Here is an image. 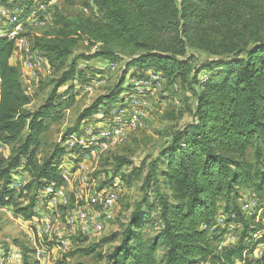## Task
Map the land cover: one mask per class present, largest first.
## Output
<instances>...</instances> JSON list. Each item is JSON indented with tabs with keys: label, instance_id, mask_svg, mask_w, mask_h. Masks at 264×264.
I'll return each mask as SVG.
<instances>
[{
	"label": "trees",
	"instance_id": "obj_1",
	"mask_svg": "<svg viewBox=\"0 0 264 264\" xmlns=\"http://www.w3.org/2000/svg\"><path fill=\"white\" fill-rule=\"evenodd\" d=\"M35 1L12 0L21 16ZM56 5L51 30L35 33L31 44L45 54L59 77L34 110L25 108L31 97L24 92L18 68L9 61L14 39L0 34V141L17 144L13 155L0 158V205L10 203L15 190L12 172L20 165L31 175L26 190L62 185L59 168L65 146L57 143L43 160L36 158L46 122L61 118L62 109L73 99V85L58 90L80 74L79 60L101 57L118 62L126 57L118 82L81 112L75 127L81 119L108 113L123 92L132 93V80L144 78L147 69L190 91L195 104L186 109L192 119L170 131L146 171L145 166L131 169L132 179L141 181L142 195L121 229L102 239V244H117L97 253L98 264H204L209 260L250 264L252 260L243 254L264 242V0H86L84 7L95 10V15L64 14ZM13 25H6L4 32ZM78 43L94 51L74 56ZM189 48L210 57L193 66L194 56L186 55ZM131 68L143 73L125 82ZM165 117L176 119L173 111ZM75 127L68 130L64 142ZM77 149L80 154L86 151ZM129 164L124 159L118 167ZM121 178L128 182L127 175ZM243 188H250V200L256 205L251 216L239 205ZM29 208L18 212L29 219L34 215L26 212ZM221 210L224 222L230 223L233 216L242 231L236 242L217 248L213 241L220 235L209 228ZM259 233L261 237L254 239ZM23 255L22 264H36L28 261L26 252ZM253 261L264 264V256Z\"/></svg>",
	"mask_w": 264,
	"mask_h": 264
},
{
	"label": "rangeland",
	"instance_id": "obj_2",
	"mask_svg": "<svg viewBox=\"0 0 264 264\" xmlns=\"http://www.w3.org/2000/svg\"><path fill=\"white\" fill-rule=\"evenodd\" d=\"M50 1H57L56 9L64 14L74 15L83 12L95 15V10L91 12L90 8L84 7L86 0ZM44 2L45 0H36L27 14L21 16L20 8L15 6L12 0H0V6L8 5L0 8V21L10 17L0 25V34L6 33L11 38L12 31L16 29L17 33L23 24L22 32L28 37L27 48L25 42L15 44L13 62L11 61L12 65L18 68L25 94L31 97L30 103L25 106L27 110H34L44 102L54 87L55 80L59 77V73L49 64L45 54L41 50L33 48L31 44L35 33L44 34L51 30L49 26L52 24L53 8L48 11L49 20L43 18L44 11L36 13V9L40 8ZM90 5L95 9L91 1ZM41 21L45 23L38 26ZM9 24L14 25L4 32V27ZM17 25L19 28H16ZM33 30L34 32H32ZM30 51L35 53L36 57V59H32V63L40 62L39 58H43L40 64L32 65L33 74L29 73ZM93 51L94 48H89L85 43H78L73 55L90 54ZM186 55L194 56L193 66L199 65L210 57L205 52L190 48ZM126 60V57L118 62L108 61L101 57L79 60L80 74L59 88L58 92L60 93L67 85H73L70 92L73 99L66 105V108L62 109L61 118L46 122L47 128L40 135V146L36 150V158L43 160L57 143L65 146L66 153L62 156L63 162L59 168L63 183L60 187L50 184L51 186L48 185L39 191L26 190L24 186L31 180V175L25 165H20L12 172L11 187L15 189L14 194L9 204L0 205V264H22L24 252L28 255V261H35L36 264H98L100 262L97 253L104 254L117 244V242L102 244L101 241L104 237L121 229V225L126 222L135 203L142 195L141 181L132 179V175H129L131 169L145 166L143 172L146 171L149 160L155 157L160 146L169 140L170 131L173 128H181L192 119L191 113L186 112V109L187 105L193 108L195 104V99L190 91L181 88L179 84H168L161 73L159 77H155L156 71L152 69H147L143 73L131 68L125 75V82H129L132 75L144 74V78L132 80V93L125 94L123 92L119 102L115 103L114 108L112 107L108 113L99 112L81 119L75 127L81 112L118 82ZM151 71L152 74L149 76ZM199 75L203 76V73ZM139 82L143 86L139 85ZM146 86H153V90ZM120 109L132 112L131 118H134L135 121L143 120V123H136L130 129L125 128L124 132H121L120 140H113V137L105 135V130L111 132L113 123L109 119L114 118ZM171 111L175 113L176 117L173 121L165 117V113ZM120 118L123 119V117ZM90 122H105V129H98L97 137L79 140V138H83V133L89 131ZM73 127L77 129L71 132L64 142L66 133ZM16 145L15 142L0 141V158L6 159L13 155ZM77 148L86 151L80 154L77 152ZM124 159L128 160L130 164L118 167L119 162ZM123 174L127 175L128 182L121 178ZM102 183H105L103 187L100 186ZM106 189L118 190L112 212L103 198H95L104 197ZM250 191V188L241 190V194L245 195L239 199V205L243 199L251 195ZM31 197L33 204L29 203ZM28 205L30 208L26 212L32 211L34 214L29 219L25 218L23 212H18V209ZM255 207L256 205L252 207L248 216L253 214ZM43 213L47 214L45 223ZM91 213L99 221L94 230L89 228ZM218 217L225 220L223 210L218 211ZM232 219L230 223H226L224 220L217 225L215 223V229L209 228V232L220 235V240L213 241V245L219 246L217 248L226 246V244L219 243L230 235L236 239L230 243L238 240L242 224L233 216ZM147 231L148 229H145L143 233L145 234ZM53 233H55V237H53ZM259 237H261L260 233L255 234L253 238L258 239ZM96 244L99 246L97 251L87 252ZM263 247L258 246L255 252L262 250ZM160 256L161 250L157 252L158 259ZM262 256H264V252ZM243 257L252 260L250 264L254 263L253 260L261 258V256H254L253 251L245 252ZM243 263L244 261H240L234 264ZM204 264L222 263L209 260Z\"/></svg>",
	"mask_w": 264,
	"mask_h": 264
},
{
	"label": "built area",
	"instance_id": "obj_3",
	"mask_svg": "<svg viewBox=\"0 0 264 264\" xmlns=\"http://www.w3.org/2000/svg\"><path fill=\"white\" fill-rule=\"evenodd\" d=\"M56 3H57V1L45 0V2L42 4L41 8H38L36 11H44V19L45 20H49L48 11L50 10V8H54V5H56ZM5 6H8V5L0 6V8H3ZM9 18L10 17L3 18V21H0V25H2L4 22H6ZM22 30H23V24L20 26V28L18 29L17 33L12 35L11 38L14 39V44H17V42H25V45H26V48H27L28 37L26 35L22 34L23 33ZM13 55H14V51H13V53H12L10 59H9L10 62L11 61L13 62ZM32 59H36V57H35V53H31V51H30V58H29V62H30L29 73L30 74H33ZM150 74H152V71H151V73H149V76H150ZM35 79H36V77H35ZM139 85L143 86L141 84V82H139ZM146 87L148 89H150V90H153V86H146ZM122 116H132V112H129V111H126V110H122V113L118 114V118H120ZM136 123H143V120L142 121H135L134 118H132V124H136ZM132 124H130V125H132ZM130 125H127V126H130ZM98 129H105V122H90L89 131L86 132V133H83V138H79V140H85L86 138H89V137H97V130ZM122 130H124V129L116 130L115 132L110 134V137H113V140H120L121 131ZM61 162H63V161L61 160ZM116 196H118V190L106 189V194L104 195V197H95V198H103L105 203L108 205L109 210L112 212L113 203L115 201ZM250 197L251 196H248V198L245 201L241 202V204H240L241 210H242V205H250ZM48 204H49V202H48ZM43 215H44V223H45L47 214L43 213ZM29 222L34 223L32 221H29ZM219 222H222V217H218V223ZM261 222L264 225V221H261ZM98 223H99L98 219L93 217L92 213H91V221L89 222V228L90 229H94L98 225ZM218 223H216V225ZM214 227H212V228H214ZM53 237H55V233H53ZM235 240H236L235 237L233 235H230L226 239L221 240V242L219 244H226L227 245L228 243L233 242ZM263 252H264V247L262 248V250L256 251L255 253H253V255L256 256V257H258V256L262 257Z\"/></svg>",
	"mask_w": 264,
	"mask_h": 264
},
{
	"label": "bare ground",
	"instance_id": "obj_4",
	"mask_svg": "<svg viewBox=\"0 0 264 264\" xmlns=\"http://www.w3.org/2000/svg\"><path fill=\"white\" fill-rule=\"evenodd\" d=\"M43 4V3H42ZM42 4L40 5V8H41V6H42ZM38 6V5H37ZM36 9V8H35ZM38 9V8H37ZM36 9V10H37ZM51 12V11H50ZM1 13V12H0ZM36 13H38V11L36 12ZM42 13V12H41ZM33 15V14H32ZM41 17V16H40ZM37 18V17H36ZM44 18V17H43ZM42 18V19H43ZM33 19V18H32ZM35 19V18H34ZM28 22V21H27ZM45 22L44 21H41L40 23H38L39 25L38 26H42L43 24H44ZM50 23V22H49ZM35 24V23H34ZM33 24V25H34ZM37 26V25H36ZM16 28H19V25H17L16 26ZM16 30V29H15ZM12 31V33L10 34V36H12L14 33H16V31ZM19 44V43H18ZM25 44V43H24ZM39 60H40V62L41 61H43V58L42 57H40L39 58ZM29 61V60H28ZM40 62H38V61H34L33 63H32V65H38V64H40ZM26 63V62H25ZM36 68V67H35ZM159 75H160V72H155V74H154V76L156 77H159ZM153 76V75H152ZM144 84V83H143ZM128 107V106H127ZM114 108V107H113ZM122 108H123V106H122ZM124 108H125V106H124ZM119 109V108H118ZM122 110H124V109H120V113L118 112V114H121L122 113ZM140 111V110H139ZM138 112V111H137ZM114 114V113H113ZM118 114L114 117V118H111V119H109L110 120V122L111 123H113L112 125H113V128L112 127H110V128H112V130H111V132H107L106 130H105V132H106V134L105 135H109L110 136V134H112L113 132H115L116 130H121V129H125V128H131V127H133V126H135L136 124H132V118H131V116H128V118H126L127 116H122L123 117V119H121V118H118ZM142 115V114H141ZM113 117V116H112ZM103 121V120H102ZM130 124H132V125H130ZM127 125H130V126H127ZM127 126V127H126ZM121 132H124V130H122ZM103 138H105V137H103ZM92 140V139H91ZM97 140V139H96ZM93 141V140H92ZM95 141V140H94ZM95 143V142H94ZM97 145V144H96ZM99 147H101V146H99ZM98 147V148H99ZM120 197V196H119ZM247 199V198H246ZM246 199H243L242 201H245ZM116 201V200H115ZM253 204H254V202L253 201H251L250 200V205H242V211H244V213L247 215V214H250L251 213V210H252V207H253ZM78 216V215H77ZM83 218V217H82ZM88 219V218H87ZM223 221V220H222ZM84 222V221H83ZM216 223H218V218H217V220H216ZM210 228H212V227H210ZM88 229V228H87ZM90 230V229H89ZM94 230V229H93ZM86 231V230H85ZM88 231V230H87ZM86 231V232H87ZM97 232V231H96ZM263 232H264V225H263ZM221 245H225V244H221ZM258 246H264V243H262V244H259ZM257 246V247H258ZM256 247V248H257ZM256 248L254 249V251H253V253L255 252V250H256Z\"/></svg>",
	"mask_w": 264,
	"mask_h": 264
}]
</instances>
